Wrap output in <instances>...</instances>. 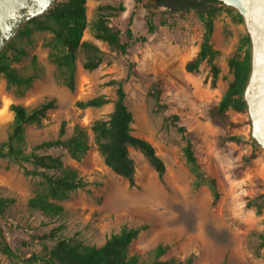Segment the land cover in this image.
Wrapping results in <instances>:
<instances>
[{
    "label": "rangeland",
    "instance_id": "obj_1",
    "mask_svg": "<svg viewBox=\"0 0 264 264\" xmlns=\"http://www.w3.org/2000/svg\"><path fill=\"white\" fill-rule=\"evenodd\" d=\"M99 5L115 7L108 24L121 32L122 42L128 41L124 30L132 11L133 35H146V40L130 41L126 52L121 53L96 39L86 27L82 39L95 44L103 58L96 68L87 70L82 66L83 52H77L74 90L54 76L55 66L44 44L50 31L15 35L10 41L13 46L5 53L4 60L20 73L35 70L37 76L20 91L7 88L0 73V142L10 132L11 103L31 108L54 98L55 107L48 110L41 125L25 127V152L56 138L61 122L65 124L62 138L72 135L77 126L86 135L88 149L79 160L60 147L36 150L58 156L81 179L80 187L58 201L63 207L58 215L27 206V200L43 189L40 176L23 172L36 168L31 162L0 158V197L14 199L0 213V239L4 238L19 257L10 259L0 251V264H27L25 257L46 252L59 238L101 245L122 226L142 227L128 246V253L138 255L140 262L158 259L185 263L190 258L192 264H264V249L258 246V234L264 227V201L260 197L264 192V150L251 145L247 113L229 108L224 119L210 115V108L233 78L227 58L246 32L244 24L236 22L233 12L223 7L214 16L211 42L218 51L214 61L219 71L212 84L205 61L196 72L184 68L198 51L203 33L194 10L166 15L164 6L149 0L138 4L135 0H85L87 21L95 18ZM119 5L123 11L118 10ZM149 11L156 14L157 27L154 33L146 34L145 15ZM160 18L169 24L159 25ZM113 81L122 83L124 102L132 115L131 133L147 140L164 163L161 180L142 153L130 146L133 186L103 162L92 125L107 120L112 111L117 88ZM152 88L159 90L163 108H158L149 95ZM94 96H103L107 102L98 107L76 105ZM178 126L184 131H178ZM229 136L238 137V141L227 140ZM187 139L202 170L216 179L217 199L207 182L195 183L183 154ZM55 227L59 228L54 236L40 237ZM157 245L165 247L158 257L154 253Z\"/></svg>",
    "mask_w": 264,
    "mask_h": 264
},
{
    "label": "trees",
    "instance_id": "obj_2",
    "mask_svg": "<svg viewBox=\"0 0 264 264\" xmlns=\"http://www.w3.org/2000/svg\"><path fill=\"white\" fill-rule=\"evenodd\" d=\"M142 0H135L138 4ZM156 6H164L166 11L163 14L171 15L178 11L192 9L196 12L203 25V33L199 49L196 54L186 61L184 68L188 72H196L199 64L205 61L211 72V83L214 84L219 71L215 64V57L218 51L213 48L211 34L213 29V18L222 7L233 12V19L243 23L241 15L232 7L222 4L218 0H149ZM118 10L123 11L119 5ZM115 7L111 5H99L96 8V16L91 21L86 18L85 0H55L51 9L38 17L28 20L17 32L16 35L28 36L34 30H48L50 38L44 43L48 47V59L55 66V78L69 90L75 89V72L77 52L81 50L84 55L82 66L91 70L96 68L102 61L103 52L93 43L82 39L86 27L90 29L96 39L107 43L110 49L125 53L129 42H143L146 35L134 36L130 27L133 11L128 17V25L124 30L127 42L120 39L121 32L108 24V16L115 14ZM156 14L149 11L145 15L146 34L154 33L157 27ZM159 25L169 24L166 19L160 18ZM12 43H8L0 52V73L5 78L6 87H15L22 91L31 85L37 76L34 70L30 74H22L17 68L11 66L4 60L7 49ZM35 56L32 57L35 66ZM227 65L233 72V78L219 101L210 108V115L225 118V112L231 108L237 112L247 113L243 90L245 88L250 70V40L245 32L239 38L233 54L227 58ZM117 84L116 98L113 102L112 111L107 120L95 121L92 130L97 141V148L102 156L104 164L115 174L125 178L129 185H134V163L128 154V147L139 150L147 159L151 167L161 180L164 173V163L155 153L153 146L145 139L131 133L130 123L131 112L127 109L124 97L125 92L121 81H113ZM154 104L163 108L160 103L159 90L152 88L149 91ZM107 102L103 96H94L84 101H77L78 107H98ZM55 107V99L47 98L41 103L27 108L19 103H11L9 109L13 114L10 132L5 141L0 142V158H10L15 161L31 162L33 169H23L24 174L38 175L41 177L43 189L36 192L27 200L30 209L39 210L47 215H58L63 207L58 201L66 198L68 194L81 186V179L77 171L72 167L65 166L58 156L39 154L37 149L46 147H60L75 160L81 159L88 149V143L84 131L77 126L73 134L62 138L65 133V124L61 122L58 129V136L35 144L31 151L24 149V130L27 125L40 126L42 119L48 110ZM176 118V117H175ZM177 130L183 132L181 126ZM227 140L238 141V137L229 136ZM253 149L259 145L251 139ZM183 154L190 172L195 177V183L207 182L213 190L214 199H217L218 183L210 175H206L192 149L189 139L183 147ZM39 168V169H37ZM264 201V192L260 195ZM14 202L13 198L0 197V213ZM261 206V205H260ZM264 206V203H262ZM259 210V208H258ZM264 224V220H263ZM59 227L50 229L41 238L54 236ZM142 227L122 226L118 231L111 233L101 245L85 244L75 238H59L44 253H31L23 259L27 264H192L190 258L185 263L174 260L155 259L149 263L139 261L136 254L128 253L130 242L137 236ZM258 246L264 249V227L258 234ZM0 251L8 258H19L4 238L0 239ZM165 247L157 245L154 248L155 256H160Z\"/></svg>",
    "mask_w": 264,
    "mask_h": 264
},
{
    "label": "water",
    "instance_id": "obj_3",
    "mask_svg": "<svg viewBox=\"0 0 264 264\" xmlns=\"http://www.w3.org/2000/svg\"><path fill=\"white\" fill-rule=\"evenodd\" d=\"M242 17L250 40V70L243 99L254 141L264 150V0H218ZM55 0H0V52L31 18L47 13Z\"/></svg>",
    "mask_w": 264,
    "mask_h": 264
}]
</instances>
